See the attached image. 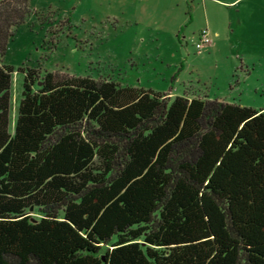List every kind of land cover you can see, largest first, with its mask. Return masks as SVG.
I'll return each mask as SVG.
<instances>
[{
  "label": "trees",
  "instance_id": "obj_1",
  "mask_svg": "<svg viewBox=\"0 0 264 264\" xmlns=\"http://www.w3.org/2000/svg\"><path fill=\"white\" fill-rule=\"evenodd\" d=\"M29 0H0V57ZM0 61V264H264V110ZM34 211L39 216H33Z\"/></svg>",
  "mask_w": 264,
  "mask_h": 264
},
{
  "label": "rangeland",
  "instance_id": "obj_2",
  "mask_svg": "<svg viewBox=\"0 0 264 264\" xmlns=\"http://www.w3.org/2000/svg\"><path fill=\"white\" fill-rule=\"evenodd\" d=\"M29 7L0 57L14 68L11 131L20 67L264 110V0H29ZM204 28L211 41L197 49Z\"/></svg>",
  "mask_w": 264,
  "mask_h": 264
},
{
  "label": "built area",
  "instance_id": "obj_3",
  "mask_svg": "<svg viewBox=\"0 0 264 264\" xmlns=\"http://www.w3.org/2000/svg\"><path fill=\"white\" fill-rule=\"evenodd\" d=\"M199 37V41L195 44L197 49H201L205 44L211 41L210 32L207 28L201 30Z\"/></svg>",
  "mask_w": 264,
  "mask_h": 264
},
{
  "label": "crops",
  "instance_id": "obj_4",
  "mask_svg": "<svg viewBox=\"0 0 264 264\" xmlns=\"http://www.w3.org/2000/svg\"><path fill=\"white\" fill-rule=\"evenodd\" d=\"M195 97H199V96H195ZM234 103V102H233Z\"/></svg>",
  "mask_w": 264,
  "mask_h": 264
}]
</instances>
